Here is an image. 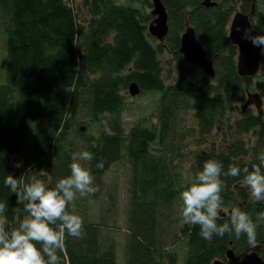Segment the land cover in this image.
Segmentation results:
<instances>
[{
  "label": "trees",
  "instance_id": "1",
  "mask_svg": "<svg viewBox=\"0 0 264 264\" xmlns=\"http://www.w3.org/2000/svg\"><path fill=\"white\" fill-rule=\"evenodd\" d=\"M77 1L0 0L7 42L0 80V202L7 205L8 226H17L26 215L4 184L8 174L23 175L28 182L35 170L41 171V178L46 175L54 186L70 174L72 154L87 150L94 156L85 164L93 186H103L114 164L125 170L123 253L102 234L103 226L113 224L116 184L108 191L109 204L99 223L92 221L90 208L81 207L83 200L76 199L84 235L66 236V264H213L231 248L238 253L249 250L253 245L246 235L204 240L198 225L182 222L180 211L182 185L206 160L222 162L225 171L234 160L250 167L264 149L261 113L227 124L229 112L246 101L251 88L264 93V73L260 78L240 76L238 49L228 39L238 1L212 0L217 5L207 6L205 0H162L170 29L164 42L148 32L153 16L147 6L152 0H83L86 11L74 5ZM240 1L243 12L256 9L257 23L264 28V9L258 6L264 0ZM188 23L214 59L215 77L189 64L180 52ZM166 51L172 58L165 57ZM133 83L154 100L150 114L127 124ZM225 122L224 134H237L224 135L219 144L205 149L218 124ZM254 131V139L242 138ZM101 161L103 169L96 167ZM17 162L22 166L16 167ZM223 179L224 207L238 206L248 213L264 259V202H252L242 177ZM92 196L97 198L100 191ZM219 215L218 223L228 220L224 211Z\"/></svg>",
  "mask_w": 264,
  "mask_h": 264
},
{
  "label": "clouds",
  "instance_id": "2",
  "mask_svg": "<svg viewBox=\"0 0 264 264\" xmlns=\"http://www.w3.org/2000/svg\"><path fill=\"white\" fill-rule=\"evenodd\" d=\"M251 25L242 30V38L264 51V30L255 32ZM94 156L91 152L77 151L71 156L70 174L58 178L49 186L33 172L28 182L22 177L8 174L4 184L16 194L17 203L24 205L26 215L17 226L9 227L6 219L7 205L0 202V264H66V236L82 239L83 219L76 214L75 201L79 197L94 194V177L87 162ZM258 163L241 166L238 160L230 162L224 170L222 162L208 159L180 192L182 222L198 225L200 236L211 242L214 236L225 234L240 238L246 235L248 243H256V225L247 212L238 206L224 207L222 195L227 177L243 178V186L250 193L253 203L264 202V149L257 155ZM16 167L22 164L17 162ZM103 169L104 162L96 165ZM31 171V169H29ZM228 220L218 223L220 212ZM39 245V246H38ZM61 254L64 255L62 260Z\"/></svg>",
  "mask_w": 264,
  "mask_h": 264
},
{
  "label": "rangeland",
  "instance_id": "3",
  "mask_svg": "<svg viewBox=\"0 0 264 264\" xmlns=\"http://www.w3.org/2000/svg\"><path fill=\"white\" fill-rule=\"evenodd\" d=\"M74 5L76 7H83V0H78L76 3H74ZM260 6L264 9V4H260ZM154 8V5L152 4L151 6H147V11L151 12L152 15V10ZM85 10V9H84ZM86 11V10H85ZM153 16V15H152ZM81 19L83 20V18L85 17L83 14L80 15ZM154 19V16H153ZM187 27V26H186ZM148 32H149V28H148ZM150 33V32H149ZM153 38H155L156 40H158L156 37L153 36ZM166 40V39H165ZM159 41V40H158ZM164 42V41H163ZM6 35L4 33V29H3V21L2 18L0 17V80L3 79V75L5 73L6 70V59H7V49H6ZM207 52V51H206ZM165 57L166 58H172L171 54L166 51L165 52ZM261 72L264 73V69L261 68ZM263 73L261 75H259L258 77H262ZM260 90L256 87H253L250 89V92H259ZM261 92V91H260ZM262 93V106L261 108H257L255 104H253V108L251 111H247V112H254V113H261L262 116H264V93ZM247 98V97H246ZM154 100V97H146V95L143 94V92H139V94H137L136 96H133L132 94L128 93V105H129V109L127 110L128 112V116L126 117V122H128L127 124L130 123H134V121L139 118L142 117L144 114L145 116L149 113L150 114V104L151 102ZM246 103V101L240 103L237 105L238 108H236V110L234 111H230V117L229 120L227 121V124L230 123V120H235L241 116H243V114L245 112H243V105ZM147 106V108H146ZM141 109V111H140ZM139 113V114H138ZM136 114V115H134ZM141 114V115H140ZM156 119V117H154ZM191 124H193V121L191 122ZM225 123H220L218 124V127H216L215 131L213 134H211V136L208 139L207 144H205L204 148L208 149L212 146L213 143L219 144V140L222 139V137L226 134H224V132L222 133V131L224 129H226L228 126L224 125ZM233 131V132H232ZM230 132H226L227 135H230L232 137V135H236L237 133H235V130H232ZM255 131L245 134L242 136V138H246L249 139L255 138ZM253 135V137H252ZM229 137V138H231ZM193 148H196V142L193 143ZM17 172H19L17 170ZM35 172H38V178L43 180V182L47 185H49V179L45 177L41 178L40 173L41 171H37L35 170ZM19 174H16V178H19ZM125 170L122 168V165H120L119 163L114 164L113 168L111 169L110 172H108L105 177H104V183L103 186H94L96 190L100 191V196H98L97 198H94L92 195L93 194H89L87 196L84 197H78L83 200V203L81 204V207H88V209L90 208V216L92 221L94 220L95 222L99 223L102 221V218H100L101 216V211L102 210H106L103 209L107 206V204H109V196H108V191L111 190V188L113 189L114 185H118L119 188V192L116 194V205L114 208V211H111L110 213L112 214V219L110 222L113 223L110 226H103V237H109L112 238L115 242H117V247L119 250V253H123L122 251V246L124 245L125 242V231H126V212H125V208H126V204L128 201V194L126 193V188L128 186L127 181L125 180ZM85 200V201H84ZM94 214H96V216H94ZM181 246V244L177 245V248H179ZM256 246V245H255ZM261 250V249H260Z\"/></svg>",
  "mask_w": 264,
  "mask_h": 264
},
{
  "label": "water",
  "instance_id": "4",
  "mask_svg": "<svg viewBox=\"0 0 264 264\" xmlns=\"http://www.w3.org/2000/svg\"><path fill=\"white\" fill-rule=\"evenodd\" d=\"M154 8L152 15L154 19L149 25V32L152 36L156 37L160 42L165 41L169 33V13L166 5L162 0H152ZM204 5L213 6L217 5L216 1L205 0ZM252 24L247 15L238 13L233 20L231 27L230 39L240 48V55L238 60V73L241 76L257 75L260 70V64L263 59V52L259 47H254L248 40L242 38V30L250 27ZM256 33H259L255 29ZM180 52L189 64H197L202 70L215 77L214 60L209 58L205 47L199 41L196 29L187 24L186 30L182 34ZM130 92L136 96L140 92L137 83H133L130 87ZM255 104L257 108L262 106V96L259 92H248V98L243 108ZM261 245L253 246L249 251L236 254L233 248L227 252L228 262L225 263L221 260H215L214 264H264V259L259 254Z\"/></svg>",
  "mask_w": 264,
  "mask_h": 264
},
{
  "label": "flooded vegetation",
  "instance_id": "5",
  "mask_svg": "<svg viewBox=\"0 0 264 264\" xmlns=\"http://www.w3.org/2000/svg\"><path fill=\"white\" fill-rule=\"evenodd\" d=\"M238 1V3H237V8L234 10V13L232 14V16H231V18H230V21H229V24H228V39H229V41H230V43H231V45L232 46H235V47H237V49H238V54H237V67H238V60H239V55H240V48H239V46L238 45H236V44H234L232 41H231V39H230V34H231V27H232V23H233V20H234V17L238 14V13H242V14H244V15H247L248 16V18H249V20H250V22H251V24L252 25H254V26H256V30L258 31V32H260V30H264V28L263 27H261L258 23H257V20H258V18L255 16L256 15V9H252V11H250V12H243L242 10H241V7H240V3L239 2H241L240 0H237ZM259 7H260V5H258ZM259 12V11H258ZM263 52V59H262V61H261V64H260V70H259V73L257 74V75H253V76H259V75H261L262 74V72H261V67H262V65L264 64L263 62H264V51H262ZM209 57V56H208ZM210 58V57H209ZM211 59H213V58H211ZM214 60V59H213ZM240 75V74H239ZM241 76V75H240ZM247 76H249V75H247ZM252 76V77H253ZM242 77H246V76H242ZM258 78H260V77H258ZM262 92V91H261ZM260 91H259V93L261 94V96H262V93H261ZM247 98H248V96H247ZM246 98V99H247ZM253 105V104H252ZM252 105H249V106H247L246 108H243V112H245L244 114H243V116H246V115H248V114H250L251 112H247V111H251L252 110V108H253V106ZM236 107H237V105H236ZM238 108V107H237ZM222 133H223V131H222ZM223 138V137H222ZM221 141H222V139H220ZM252 248V247H251ZM250 248V249H251ZM234 249V248H233ZM249 249V250H250ZM235 250V249H234ZM249 250H247V251H249ZM247 251H244V252H247ZM235 252H236V254H241V253H238L236 250H235ZM244 252H242V253H244ZM216 260H221V261H223V262H225V263H227L228 262V258H227V254H226V256H225V258H218V259H216ZM213 264H214V262H213Z\"/></svg>",
  "mask_w": 264,
  "mask_h": 264
},
{
  "label": "bare ground",
  "instance_id": "6",
  "mask_svg": "<svg viewBox=\"0 0 264 264\" xmlns=\"http://www.w3.org/2000/svg\"><path fill=\"white\" fill-rule=\"evenodd\" d=\"M247 96H248V94H247ZM247 100V99H246Z\"/></svg>",
  "mask_w": 264,
  "mask_h": 264
}]
</instances>
